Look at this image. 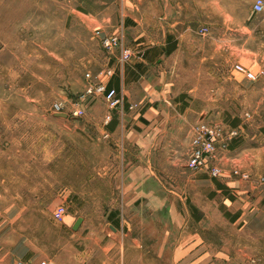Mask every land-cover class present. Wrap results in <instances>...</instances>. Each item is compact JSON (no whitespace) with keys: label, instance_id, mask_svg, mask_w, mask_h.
<instances>
[{"label":"rangeland","instance_id":"374dc122","mask_svg":"<svg viewBox=\"0 0 264 264\" xmlns=\"http://www.w3.org/2000/svg\"><path fill=\"white\" fill-rule=\"evenodd\" d=\"M120 3L0 0V264L20 257L115 264L122 243L128 245L125 264H139L131 252H143L145 243L152 264H167L165 243L178 235L177 224L203 226L217 247L229 237L231 253L238 251L240 237L220 214L210 211L204 221H194L198 215L188 202L207 205L190 180L209 174L187 162L197 125H217L224 138L229 124L249 119L240 102L243 90L255 94L262 88L233 65L264 68V17L246 9L245 27L232 24L231 35L216 43L199 34L205 52L174 56L177 67L160 72L163 82L151 88V102L129 104L124 97L111 108L101 95H86V74L106 82V69L119 66L100 38L118 18ZM155 74L149 73L150 83ZM55 103L61 112L54 111ZM73 106L83 109L80 117L71 116ZM146 106L154 110L143 115ZM133 174L151 176L135 184L145 185L146 195L124 192L120 178ZM214 201L209 207L218 208L222 196ZM60 204L67 210L63 223L52 219ZM77 218L82 220L73 230ZM262 249L260 264L264 238Z\"/></svg>","mask_w":264,"mask_h":264},{"label":"crops","instance_id":"0c3cea01","mask_svg":"<svg viewBox=\"0 0 264 264\" xmlns=\"http://www.w3.org/2000/svg\"><path fill=\"white\" fill-rule=\"evenodd\" d=\"M253 2L254 0H122L118 18H114L110 29L102 31V36L121 32L125 44L133 50V55L124 66L109 67L112 75L107 78L108 86L115 88L129 104L151 102V88H157L163 82L160 72L175 70L177 67L174 56L200 55L205 52L204 47L201 48L199 44L201 37L197 33L198 28H208L205 38L210 39L211 43L226 40L231 35L227 30H232V24L245 27L243 24L248 19V11ZM240 8H245V14ZM103 21L110 20L106 18ZM217 26L219 29L215 34ZM115 54L118 55L117 51ZM153 71L156 74L151 79V84L148 75ZM259 71L262 74L256 79L255 87L262 89H256L253 94L247 87L240 98L249 119L239 123L237 121L236 125L229 124L228 131H235L236 135L230 136L227 131V136L218 143L213 163L222 168L221 175L213 178L210 175L196 174L190 180L195 195L206 203L205 208L215 203L219 194L222 196L221 206L218 208L205 209L195 202H188L190 212L198 215L194 221H204L210 211L220 214L229 228L240 237L238 246L237 243L234 246L238 247V251L231 253L229 237L228 240L223 238V243L217 247L212 237L205 236L203 226L188 230L181 227L182 224H177L180 228L177 229L178 235L173 239L174 242L167 240L165 243L170 247L167 257L162 259L167 264H260L264 238V184L259 181L264 173V96L259 91H264V68ZM134 88L139 90L138 95ZM150 109L153 108L146 106L142 111L143 115ZM155 111L156 114H164L162 110ZM184 125L186 129L187 124ZM234 170H238V174H234ZM242 174H247L248 177L244 178ZM120 179L125 184L123 189L127 195L136 194V189L146 195L145 185L135 184L147 183L151 176L133 174L124 175ZM201 209H205L204 212ZM183 214L186 217V213ZM124 245L121 244V252L115 264H125L124 256L128 245L126 248ZM146 245L145 243L143 252H131L138 256L139 264L153 263ZM20 258L34 260L32 257ZM68 264L77 263L74 260Z\"/></svg>","mask_w":264,"mask_h":264},{"label":"built area","instance_id":"2783aa9c","mask_svg":"<svg viewBox=\"0 0 264 264\" xmlns=\"http://www.w3.org/2000/svg\"><path fill=\"white\" fill-rule=\"evenodd\" d=\"M252 11L256 15H263L264 17V1L254 0L252 4ZM197 33L204 35L208 33V28L202 26L197 29ZM101 45L109 52H116L117 62L119 66H124L127 64L132 55L133 50L128 47L123 38V34H108L101 36ZM233 70L237 74H240L248 80H256L262 71L255 72L245 66L244 64L237 62L233 65ZM108 76L112 75V70L110 68L106 69L105 72ZM88 83L85 87V93L87 96L101 95L110 105L111 108L117 107L123 101V96L117 92L113 87H109L107 81H93L90 74H86ZM53 109L55 112H61L63 110L62 105L59 103L53 104ZM83 109L79 106H73L70 110L72 117H80L83 114ZM193 137L191 140V154L187 162V167L193 171L206 170L208 174L216 178L221 175L222 168L215 163L209 165V160L214 159L216 155V143H218L223 138V133L221 128L217 125L211 124H199L193 130ZM230 136L236 135L235 131H229ZM238 170H234V174H238ZM244 178L248 177L247 174H242ZM259 181L264 184V173L259 177ZM67 213L66 207L62 204L57 205L52 212V219L54 222L63 223L64 217ZM14 264H52L47 258H41L38 260H31L25 258H18L15 260Z\"/></svg>","mask_w":264,"mask_h":264},{"label":"water","instance_id":"95a60500","mask_svg":"<svg viewBox=\"0 0 264 264\" xmlns=\"http://www.w3.org/2000/svg\"><path fill=\"white\" fill-rule=\"evenodd\" d=\"M81 218H77L76 219V221L73 223V225H72V229L73 230H76L77 228H78V226L80 225V223H81Z\"/></svg>","mask_w":264,"mask_h":264},{"label":"trees","instance_id":"16d2710c","mask_svg":"<svg viewBox=\"0 0 264 264\" xmlns=\"http://www.w3.org/2000/svg\"><path fill=\"white\" fill-rule=\"evenodd\" d=\"M237 121H238V120L234 121L232 124H233V125H236V124H237ZM108 128H109L110 130H112V129H113V124H110V125L108 126ZM114 213H115V212H110L109 215H108V217H109V218L112 217V216L114 215Z\"/></svg>","mask_w":264,"mask_h":264}]
</instances>
